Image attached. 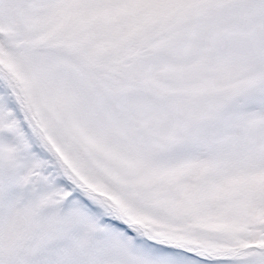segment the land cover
I'll return each mask as SVG.
<instances>
[{"label": "snow or ice", "instance_id": "obj_1", "mask_svg": "<svg viewBox=\"0 0 264 264\" xmlns=\"http://www.w3.org/2000/svg\"><path fill=\"white\" fill-rule=\"evenodd\" d=\"M0 264H264V0H0Z\"/></svg>", "mask_w": 264, "mask_h": 264}]
</instances>
